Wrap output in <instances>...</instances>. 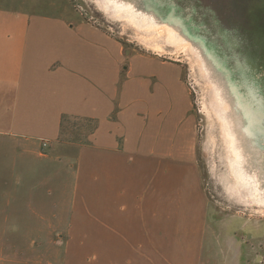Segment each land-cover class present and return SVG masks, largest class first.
Segmentation results:
<instances>
[{"label":"crops","instance_id":"crops-1","mask_svg":"<svg viewBox=\"0 0 264 264\" xmlns=\"http://www.w3.org/2000/svg\"><path fill=\"white\" fill-rule=\"evenodd\" d=\"M191 107L177 64L53 2L0 0V264H162L151 235L187 181ZM69 117L96 122L84 143L61 139Z\"/></svg>","mask_w":264,"mask_h":264},{"label":"rangeland","instance_id":"rangeland-1","mask_svg":"<svg viewBox=\"0 0 264 264\" xmlns=\"http://www.w3.org/2000/svg\"><path fill=\"white\" fill-rule=\"evenodd\" d=\"M44 1L101 27L128 52L181 68L196 144L189 184L162 205L152 258L264 264V0ZM92 126L69 117L61 139L84 143Z\"/></svg>","mask_w":264,"mask_h":264},{"label":"trees","instance_id":"trees-1","mask_svg":"<svg viewBox=\"0 0 264 264\" xmlns=\"http://www.w3.org/2000/svg\"><path fill=\"white\" fill-rule=\"evenodd\" d=\"M92 123H93V126H92V128H91V130H90V132L94 129V127H95V125H96V122L94 123V121H92V120H90Z\"/></svg>","mask_w":264,"mask_h":264},{"label":"snow or ice","instance_id":"snow-or-ice-1","mask_svg":"<svg viewBox=\"0 0 264 264\" xmlns=\"http://www.w3.org/2000/svg\"><path fill=\"white\" fill-rule=\"evenodd\" d=\"M254 91V90H253Z\"/></svg>","mask_w":264,"mask_h":264}]
</instances>
